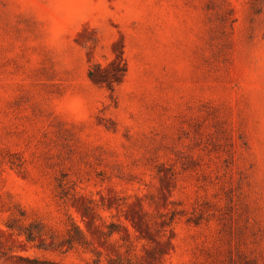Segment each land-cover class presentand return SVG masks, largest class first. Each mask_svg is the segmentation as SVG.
<instances>
[{"label":"rangeland","instance_id":"1","mask_svg":"<svg viewBox=\"0 0 264 264\" xmlns=\"http://www.w3.org/2000/svg\"><path fill=\"white\" fill-rule=\"evenodd\" d=\"M13 215L88 244L38 248ZM15 254L264 264V0H0V264Z\"/></svg>","mask_w":264,"mask_h":264},{"label":"trees","instance_id":"2","mask_svg":"<svg viewBox=\"0 0 264 264\" xmlns=\"http://www.w3.org/2000/svg\"><path fill=\"white\" fill-rule=\"evenodd\" d=\"M89 75L97 76L93 68H90ZM98 78L104 79L106 77L104 74H100L98 75ZM19 210H21L22 216H26V213L22 207L19 208ZM85 211L87 214L92 213L89 207H85ZM22 218L23 217H19L17 215L11 216L6 223L8 229L13 234L24 236L28 242L34 243L38 248H62L66 243L69 245V247L88 244L85 234L82 232V230H80V228L78 229V227L75 235H72L68 229V234L59 241L58 232L53 230V228L42 218H34L30 221H23ZM139 224L142 225L143 220H140ZM114 230L115 229H113V231ZM48 239H52L53 241L49 243ZM15 256L20 260L19 264H71L53 258L30 256L24 254H15ZM108 262L109 264H137L131 257L123 258L120 254H118L116 257H111Z\"/></svg>","mask_w":264,"mask_h":264}]
</instances>
